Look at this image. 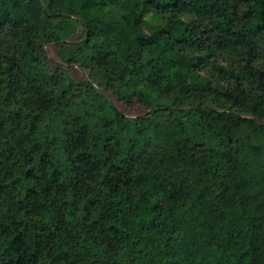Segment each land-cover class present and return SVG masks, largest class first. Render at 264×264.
I'll list each match as a JSON object with an SVG mask.
<instances>
[{"label":"trees","instance_id":"obj_1","mask_svg":"<svg viewBox=\"0 0 264 264\" xmlns=\"http://www.w3.org/2000/svg\"><path fill=\"white\" fill-rule=\"evenodd\" d=\"M0 264H264V0H0Z\"/></svg>","mask_w":264,"mask_h":264},{"label":"rangeland","instance_id":"obj_2","mask_svg":"<svg viewBox=\"0 0 264 264\" xmlns=\"http://www.w3.org/2000/svg\"><path fill=\"white\" fill-rule=\"evenodd\" d=\"M77 37V36H76ZM50 56L53 59H56L58 57V47L56 45H49L47 47ZM70 73L72 75V77L76 80V81H82L84 79L88 78V74L86 72L85 69H82L79 65H74L72 67H69ZM116 106L124 111L128 116L130 117H137L141 114H144L145 112H147V108L140 103H135L132 106H129L121 101H119L117 98H113Z\"/></svg>","mask_w":264,"mask_h":264}]
</instances>
